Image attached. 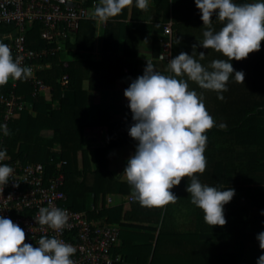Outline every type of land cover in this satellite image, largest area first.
Masks as SVG:
<instances>
[{"label": "trees", "instance_id": "16d2710c", "mask_svg": "<svg viewBox=\"0 0 264 264\" xmlns=\"http://www.w3.org/2000/svg\"><path fill=\"white\" fill-rule=\"evenodd\" d=\"M91 1L84 0L83 3L87 6ZM233 3L241 5L250 2L233 0ZM135 7L133 0L131 18L135 17ZM146 12V18L151 22L162 23L170 19L174 32L171 51L183 39V30H206L195 0H152V5L148 6ZM212 19L211 28L219 31L222 23L216 20L215 15ZM83 22L93 25L90 19L82 20L80 25ZM115 23L116 26L120 25L119 22ZM112 24L107 21L104 25L102 49H105V42L109 40L106 29L109 26L113 28ZM139 25L134 26H143ZM127 38L124 52L129 45ZM160 40L161 37L150 41L151 55L154 58L160 50ZM27 45L31 48L43 45L37 37L35 27L27 33ZM76 46L69 40L65 41V48ZM215 56L216 59H227L217 52ZM40 61L49 63L48 67L36 70V75L48 86L46 91L31 95V85L23 78L17 80L14 86L10 80L6 85L0 86V92L12 91L31 103L30 109L15 111L5 121L2 117L3 106L0 104V126H6L10 133L5 136L3 127H0V151L6 150L10 160L38 161L46 167H54L60 162L59 169L64 175L62 189L66 195V205L70 209L83 211L89 219L103 218L106 222L116 223L120 226V233L126 232L129 227L141 229L142 232H133L137 233L133 238L140 241L134 247L139 257L130 258V264H257L258 258L264 255L256 239L259 233L264 232V212L247 220L242 218V214L246 209L244 204L248 200L252 204H264V161L255 160L252 163L253 168L248 175L254 186L231 188L235 190V196H243L239 200L240 205L230 204L229 212L224 207L227 222L223 227L212 228L207 225L204 222V213L199 208L189 217V221L197 227L182 233L172 228L169 220L167 221L168 205L163 208H146L131 200L128 204L122 202L105 206L106 194L129 192V184L115 179L108 171L107 150L129 145L131 155L134 154L137 141L128 134L134 121L130 118L124 122H109L106 115L99 112L98 121L106 126L105 143L92 149L85 146L82 130L91 124L86 117V90L82 88L81 83L86 79L88 89H108L113 86L115 78L123 77L124 82L130 85L137 69L131 67L129 62L108 54H103L97 62L69 60L63 65L60 53L45 55ZM231 63L234 72L244 73L243 83L236 81L233 74L227 84L228 91L218 94L204 90L214 95L211 99L203 100L206 110L215 121V126L206 132L208 139L204 155L207 164L206 170L201 174L204 180L200 182L219 190L223 164L232 161L240 149L248 148L254 141L262 140L259 131L252 127L257 117H264V41L261 42L258 52L250 53L246 59L233 60ZM94 68L99 69L96 83L91 82L89 75L90 69ZM123 68L128 71L127 76ZM162 72L169 75L166 61H163ZM63 73L67 74L65 87L58 83V78ZM219 95H222L223 99H219ZM52 101H56L55 107L51 105ZM220 125L225 127L221 128ZM42 131H50V138L42 139ZM127 161L124 162L123 169L126 168ZM236 221H243L248 229L255 227L258 233L253 236L249 230H240L235 226ZM165 246L172 247L173 250L166 249ZM125 261L124 257L121 262Z\"/></svg>", "mask_w": 264, "mask_h": 264}, {"label": "clouds", "instance_id": "9594fccd", "mask_svg": "<svg viewBox=\"0 0 264 264\" xmlns=\"http://www.w3.org/2000/svg\"><path fill=\"white\" fill-rule=\"evenodd\" d=\"M195 4L206 29L199 47L212 49L227 59L213 60L206 68L194 55L181 52L168 62L173 75L161 74L147 61L144 74L124 91L134 121L128 134L137 141V147L122 175L131 188L132 199L146 208L175 203L177 197L171 189L187 177L190 182L186 191L191 203L203 211L204 222L212 228L223 227L227 222L224 205L233 199L235 190L204 185L196 176L206 170V132L215 126V121L197 93L189 90L188 81L218 94L228 91L233 74L236 81L243 83L244 73L234 72L231 61H241L260 50L264 41V2L238 5L233 0H195ZM132 5L133 0H99L91 19L106 23ZM135 6L146 11L149 0H135ZM214 15L223 25L219 31L211 28ZM204 56V52L199 53L200 60ZM21 61L22 57L13 58L10 47L0 42V86L31 74V68L22 66ZM0 127L5 136L10 134L6 126ZM6 158V150L0 151V161ZM12 173V167L0 165V191ZM68 221L67 211L56 207L40 208L35 220L57 232L70 228ZM25 239L18 224L0 216V264H74L71 257L76 249L72 245L55 237H41L33 247ZM256 239L264 251V232ZM257 264H264V255Z\"/></svg>", "mask_w": 264, "mask_h": 264}, {"label": "built area", "instance_id": "2783aa9c", "mask_svg": "<svg viewBox=\"0 0 264 264\" xmlns=\"http://www.w3.org/2000/svg\"><path fill=\"white\" fill-rule=\"evenodd\" d=\"M84 0H0V42L7 44L13 58L22 57V66L30 67L31 74L23 78L31 85V95L48 89L36 70L48 67L41 62L45 55L59 54L65 49V41L78 31L80 22L88 17L87 8L95 6L92 0L84 5ZM35 27L37 37L43 42L38 48L27 45V33ZM174 32L170 19L162 24L160 50L157 59L170 61L171 43ZM65 65V61L62 62ZM124 72L128 71L124 68ZM17 80L10 79L14 86ZM61 87L67 84V74L58 78ZM3 106V121L15 111L30 109L31 103L12 91L0 92ZM13 168L8 184L0 191V216L11 219L25 232V243L37 246L41 237L62 240L72 245L76 252L71 257L74 264H114L123 260L113 252L118 237L117 226L105 221L89 219L83 211L72 210L66 205V195L62 189L64 175L59 169L46 167L38 161H0ZM130 199V198H129ZM56 207L66 210L70 228L54 231L36 223L39 209Z\"/></svg>", "mask_w": 264, "mask_h": 264}, {"label": "crops", "instance_id": "0c3cea01", "mask_svg": "<svg viewBox=\"0 0 264 264\" xmlns=\"http://www.w3.org/2000/svg\"><path fill=\"white\" fill-rule=\"evenodd\" d=\"M96 2L97 3L95 6H90L87 8L88 17L86 19L92 20L93 25L84 22L81 23L77 33L69 39L71 44L74 43L77 46L75 48H65L63 51H61L60 55L62 56V60H90L97 62L101 60L103 54H108L109 56L129 62L131 67H136L137 74L133 80L144 74L147 61H151L155 67V70L163 74V61L158 60L151 55L150 41L151 39L161 37L162 24L164 22L161 23L149 21L146 18L147 12L136 10V7L133 13L135 17L131 18V6H129L122 10L121 14L108 20L113 23L111 25L113 28H110V26L107 27L106 34L109 40L107 43L105 42V49H102L105 23H100L91 19V15L95 7L99 4V1ZM150 5H152V0H149V6ZM115 22H119L120 25L116 26L117 24ZM134 25L143 26L136 28ZM204 31L205 30L199 31L196 29L183 30V39H181L179 41L180 43L177 44L171 51L170 60L178 56L181 52H184L188 55H194V57L207 68L213 60H216V52L212 49H204L199 47L204 39ZM125 36L128 37L127 41L129 40V45H127L128 47L126 52H124ZM194 45H196L195 48L193 47ZM200 52L205 53L203 60H200L199 58ZM168 62L166 63L168 64ZM124 74L126 76L128 75L125 72ZM89 75L92 80L91 82L96 83V79L99 76V69H90ZM169 75H173V73L169 71ZM178 79L186 80L187 77H178ZM87 83L88 81L84 79L81 84L82 88L86 90V117L87 121L91 125L83 128L82 138L83 144L92 149L98 146H103L105 143L106 126L99 123V112L104 113L109 122L127 121L132 118V113L128 107L129 101L124 96V91L129 87V85L124 82L123 77L115 78L113 86L108 89H88ZM188 84L189 90H194L202 101L211 99V96L214 95L208 91L204 92V89L199 88L195 82L188 81ZM51 105L55 107L57 105L56 101H52ZM45 132H48V135L51 136L50 131ZM130 157L131 147L129 145L108 148L107 169L111 173L112 177L117 180L127 182L122 175L124 172L123 164ZM229 162L231 161H227L223 164L224 166L220 174L221 190H227L225 189V186L230 185L229 176L227 175L225 166ZM196 176L199 181L204 180L203 175L197 173ZM189 182L190 181L188 178L185 177L181 180L180 185L171 189L173 194L177 197V201L175 203H170L167 206V211L169 212V219H167V221L169 220V224L172 228L182 233L197 227L194 223L189 221L190 215L197 209V207L191 203L190 194L186 191ZM130 193V187L127 194L108 193L104 196V205L111 206L122 202L128 204V202L133 200ZM228 205L229 203L224 205V207L227 208ZM174 212L175 214H178V216H174ZM96 220L105 221L103 218ZM110 224H113L118 228V237L113 252L121 255L123 259L125 257V263L121 262L120 264H130V258L134 259L139 257V253L134 247L135 245H138L140 241L136 238H133L137 234L133 232L142 231L141 229L129 227L126 229V232L122 231L120 233L119 225L113 222ZM130 230L133 231L130 232ZM165 248L173 250L172 247L165 246Z\"/></svg>", "mask_w": 264, "mask_h": 264}, {"label": "rangeland", "instance_id": "374dc122", "mask_svg": "<svg viewBox=\"0 0 264 264\" xmlns=\"http://www.w3.org/2000/svg\"><path fill=\"white\" fill-rule=\"evenodd\" d=\"M250 3L253 2H259L260 0H248ZM248 127V125H247ZM252 129H257L259 133L262 135V140L259 139V141H254V143L246 148H242L239 150V152L235 153L234 159H232L231 162L227 163L226 170L227 175L229 176L230 180V187L228 185L225 186V189L228 188H243L246 186L252 187L254 186L252 180L250 179V175H248L249 172L252 171L253 165L252 163L255 162V160L264 161V117H257L255 125L252 127ZM48 132H42L41 136L42 139L47 140L50 138V135H48ZM259 134V135H260ZM243 196V194H237L234 195L233 199L229 202V205L227 206V210L229 212V206L231 203H234L236 205H240L239 200ZM244 204V203H243ZM252 203L248 200L244 204L246 206V209L243 211L242 218L248 219L252 218L254 216H257L258 214L264 212V204H258V203ZM174 216H178V214H175ZM188 217V216H187ZM235 226L239 227L240 230L245 231L249 230L250 234L253 236L255 233H258V229L255 227H252L251 229L245 228V225L243 221H236Z\"/></svg>", "mask_w": 264, "mask_h": 264}]
</instances>
